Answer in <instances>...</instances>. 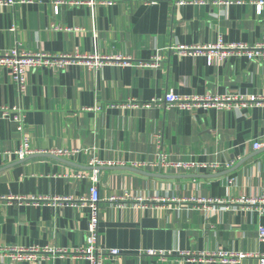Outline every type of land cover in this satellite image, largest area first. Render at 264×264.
<instances>
[{"label": "crops", "instance_id": "1", "mask_svg": "<svg viewBox=\"0 0 264 264\" xmlns=\"http://www.w3.org/2000/svg\"><path fill=\"white\" fill-rule=\"evenodd\" d=\"M251 1L225 6L113 0L111 5L69 6L34 0L0 7V52L18 47L132 60L94 69L80 64L59 72L28 70L22 95L8 70L0 68V106L22 109L30 148L78 149L68 156L33 153L20 159L13 150L21 134L11 118L1 119L0 196L87 197L96 175L98 243L120 251L104 264H263L264 243L257 234L264 226V203L238 200L264 197V147L253 149L264 135V108L120 106L169 92L264 95V61L229 56L209 65L204 55L173 50L218 39L248 45L261 40L262 20ZM159 148L170 162L220 166L159 168L151 164ZM95 160L101 164L92 165ZM137 197L144 201L132 200ZM88 218V207L0 200V246L78 249L85 242ZM223 252L247 255L223 262L216 256ZM0 264L87 261L66 256L19 263L2 259Z\"/></svg>", "mask_w": 264, "mask_h": 264}, {"label": "built area", "instance_id": "2", "mask_svg": "<svg viewBox=\"0 0 264 264\" xmlns=\"http://www.w3.org/2000/svg\"><path fill=\"white\" fill-rule=\"evenodd\" d=\"M34 0H0V7L15 5L17 3H27ZM211 2L216 5H230L232 3H241L242 0H173L175 5L182 4H196ZM256 8L257 15L261 17L263 36L262 39L252 45H248L243 42H224L222 39H218L215 43L204 44V45H177L173 47V50L180 54L189 55H204L207 59V63L210 65L212 62L217 61L222 63L227 57H246L252 61H264V0H252L251 1ZM57 5H111L113 0H54ZM132 60L129 57L121 55H93L86 53H43L40 51L30 52L13 47L0 52V68L7 69L11 75L13 82L16 85L17 91L20 95L25 92L26 89V72L28 70L36 68H48L56 72L64 70L70 65L83 64L89 69L102 67L108 64H121L130 65ZM146 63H140L143 65ZM148 66L154 65V63L146 64ZM116 105V104H111ZM118 105V104H117ZM116 105V106H117ZM157 107H176L178 109L192 111L194 109L209 108L215 109H235V108H246L249 106H261L264 108V95H238L227 93L224 95H212V94H201V95H179L174 93H167L162 97L151 99V101L140 103L137 101H128L121 104L124 107L133 108H148L151 106ZM15 124L17 131L20 132L21 138L17 147L13 150V153L18 158L23 159L33 153H48L54 156H68L78 152V149H48L44 151L36 152L29 146V139L25 134L24 130V112L20 107H7L0 106V120L9 119ZM157 145L161 147V137L157 135ZM264 147V135L260 141L253 142V149H260ZM101 164L98 161H93L92 165ZM159 168L169 169L171 167H181L184 169L198 171L201 168L211 167L213 169L218 168L220 165L217 163L198 162V161H175L170 162L166 159V154L159 148L157 152V158L151 163ZM92 185L90 187L89 195L87 197L72 198L66 195H14L11 192L6 195L0 196V200L15 202L17 204H30V205H45L49 207H88L89 218L87 221L86 237L82 247L73 249L71 251L65 248H53V247H15V246H0V260L8 259L12 263H19L22 261L37 262L48 257L63 258L70 256L71 258H82L87 261V264H104L109 258L117 259L120 256V251L115 248H105L98 243V218L99 210L98 203L100 201L97 177L93 175L91 177ZM116 197H110V201H115ZM135 202H143L144 199L141 197L133 198ZM157 200V199H155ZM163 200V199H161ZM192 202H211V199H191ZM239 202H248L250 204L264 203V197L256 198H245L241 197ZM213 202V201H212ZM215 202H218L215 200ZM258 241L264 243V226L258 227L257 234ZM148 254H155L154 251H147ZM162 254V253H160ZM246 253H219L216 256L223 262L239 261L244 258ZM261 263L264 264V257H260Z\"/></svg>", "mask_w": 264, "mask_h": 264}, {"label": "water", "instance_id": "3", "mask_svg": "<svg viewBox=\"0 0 264 264\" xmlns=\"http://www.w3.org/2000/svg\"><path fill=\"white\" fill-rule=\"evenodd\" d=\"M36 155H38V156H44V155L50 156L51 154H48V153H36ZM102 168H104V167H100V166L96 167L97 170H101ZM109 168H115V167H109Z\"/></svg>", "mask_w": 264, "mask_h": 264}]
</instances>
